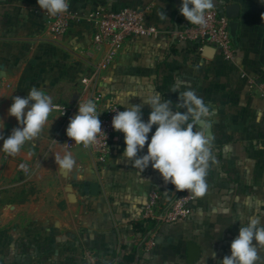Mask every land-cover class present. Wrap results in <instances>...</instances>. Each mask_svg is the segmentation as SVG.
Masks as SVG:
<instances>
[{"label":"crops","instance_id":"obj_1","mask_svg":"<svg viewBox=\"0 0 264 264\" xmlns=\"http://www.w3.org/2000/svg\"><path fill=\"white\" fill-rule=\"evenodd\" d=\"M89 1L76 0L74 9L80 12ZM95 1L142 9L160 35L131 38L112 64L98 69L106 48L90 46L88 22L51 35L31 14L37 0L0 3V135L7 138L19 126L8 115L12 98L27 97L33 87L51 96L53 104L72 109L65 117L53 111L40 138L25 143L15 156L2 151L0 139V264H221L230 255L240 221L246 224L254 207L264 202V165L253 158L251 145L264 133V67L246 52L242 3L215 0L240 5L236 59L228 63L216 48L208 55L175 40L182 0ZM177 82L181 91L193 89L213 110L206 131L213 138L215 162L206 176V194L191 203V216L178 222L157 220L144 238L133 222L142 221L152 190L161 192L164 210L169 183L151 164L142 173L132 167L123 156L122 132L116 131L105 162L83 145L66 146L65 133L78 105L96 89L103 90L106 102H116L117 96L126 102L128 95H136L128 102L141 105L145 122L151 109L139 96L149 88L182 111L176 107L177 94L170 91ZM66 151L76 161L68 172L53 154ZM146 153L147 143L139 155ZM93 183L99 184L97 194H92ZM149 237L155 245L146 251ZM190 242L200 248L195 260ZM259 254V264H264V250Z\"/></svg>","mask_w":264,"mask_h":264},{"label":"clouds","instance_id":"obj_2","mask_svg":"<svg viewBox=\"0 0 264 264\" xmlns=\"http://www.w3.org/2000/svg\"><path fill=\"white\" fill-rule=\"evenodd\" d=\"M264 3V0H261ZM40 9L51 16H58L68 11V0H37ZM215 7V0H182L180 13L192 25L201 29L207 27L206 13ZM162 19H167L161 12ZM181 82L171 86L170 91L177 94L174 110L171 100H165L155 88H149L144 95L139 96L143 104L150 106L147 121L142 119L140 104L129 103L117 96L125 110L113 109L109 101L105 110L114 111L112 127L124 134V158L131 162L134 169L142 173L149 165L161 174L165 183H171L177 191H187L193 198H202L207 191L206 176L210 162H215L212 155L213 138L207 134L213 110L205 104L193 89L181 91ZM8 108V115L15 117L18 127L12 129L10 135L3 140L2 151L10 156L17 155L27 142L38 140L53 111H63L59 105L52 102V97L37 87L29 90L27 97L14 96ZM28 109L25 112V109ZM92 99L78 105V111L69 121L66 135L75 144L88 148L98 142L97 137L103 131L100 112ZM156 126L149 142L148 134ZM2 127V125H0ZM147 143V153L139 155ZM59 168L68 172L73 170L76 161L71 152L63 156L53 152ZM25 172L27 165H20ZM238 235L230 245V255L222 258L221 264H259V250H264V223L256 216L248 218L246 224L240 221ZM215 257V253H213Z\"/></svg>","mask_w":264,"mask_h":264},{"label":"built area","instance_id":"obj_3","mask_svg":"<svg viewBox=\"0 0 264 264\" xmlns=\"http://www.w3.org/2000/svg\"><path fill=\"white\" fill-rule=\"evenodd\" d=\"M76 0H68V11L58 16H51L42 11L39 6L33 7L31 14L39 20V23L51 35L66 34L73 24L86 21L91 26L90 46L94 50L106 48L103 59L96 68L103 69L112 64L122 48L131 38L148 36L158 37L161 30L148 22L147 16L142 9L132 6L111 8L95 0L89 1L80 12L74 9ZM225 3L215 4L211 12L206 13L207 27L201 29L197 25L190 24L179 12L178 26L174 31V38L180 43H189L197 52H203L205 46L215 47L228 63L236 59V45L230 35V19L225 12ZM89 78H83L88 82ZM91 99L96 103L98 112L105 110L108 102L105 101L104 92L101 89L93 91ZM113 102V101H112ZM62 116L70 115L72 109L67 106H60ZM120 111L122 107L113 102V109ZM114 111H101L102 132L98 135V142L88 147L96 156L98 162H105L110 154L112 142L116 131L112 127ZM65 144L69 148L75 142L65 133ZM194 200L191 193L180 191L164 208L160 209L162 194L158 190H152L144 203L142 217L144 220H159L161 222L184 221L192 214L191 203ZM155 245L153 237H149L144 249L151 250Z\"/></svg>","mask_w":264,"mask_h":264},{"label":"rangeland","instance_id":"obj_4","mask_svg":"<svg viewBox=\"0 0 264 264\" xmlns=\"http://www.w3.org/2000/svg\"><path fill=\"white\" fill-rule=\"evenodd\" d=\"M238 1L243 6L242 22L244 24V34L246 35V52L252 54V61L260 63L264 67V3L261 0ZM262 134V136L252 140L251 145L253 146V158L264 165V133ZM254 208L251 216L258 217L264 223V202L258 203ZM141 218L143 221L142 211Z\"/></svg>","mask_w":264,"mask_h":264},{"label":"water","instance_id":"obj_5","mask_svg":"<svg viewBox=\"0 0 264 264\" xmlns=\"http://www.w3.org/2000/svg\"><path fill=\"white\" fill-rule=\"evenodd\" d=\"M7 0H0L1 2H5ZM226 15L230 19V35L234 41L235 45H238V30L240 25V5L238 3H230L225 6ZM215 51V47L213 46H205L203 52L210 55ZM92 194H97L99 190V184L93 183L91 186ZM190 252L192 253V260H195L200 255V248L194 243L190 242L189 244Z\"/></svg>","mask_w":264,"mask_h":264},{"label":"trees","instance_id":"obj_6","mask_svg":"<svg viewBox=\"0 0 264 264\" xmlns=\"http://www.w3.org/2000/svg\"><path fill=\"white\" fill-rule=\"evenodd\" d=\"M175 189V186L169 183L168 185V199L165 203V206L179 193ZM157 220H148V221H141V222H133V227L142 233V236L145 238L150 230H152L156 226ZM131 260V258H129Z\"/></svg>","mask_w":264,"mask_h":264}]
</instances>
